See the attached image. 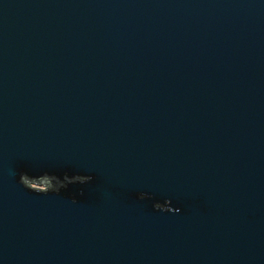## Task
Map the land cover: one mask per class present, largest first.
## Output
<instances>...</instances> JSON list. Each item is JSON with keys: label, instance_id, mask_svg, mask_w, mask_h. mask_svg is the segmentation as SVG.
Instances as JSON below:
<instances>
[{"label": "water", "instance_id": "1", "mask_svg": "<svg viewBox=\"0 0 264 264\" xmlns=\"http://www.w3.org/2000/svg\"><path fill=\"white\" fill-rule=\"evenodd\" d=\"M0 264H264V0H0Z\"/></svg>", "mask_w": 264, "mask_h": 264}]
</instances>
